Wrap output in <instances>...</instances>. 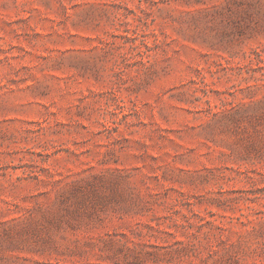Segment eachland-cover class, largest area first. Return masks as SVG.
Masks as SVG:
<instances>
[{"label":"rangeland","instance_id":"374dc122","mask_svg":"<svg viewBox=\"0 0 264 264\" xmlns=\"http://www.w3.org/2000/svg\"><path fill=\"white\" fill-rule=\"evenodd\" d=\"M0 264H264V0H0Z\"/></svg>","mask_w":264,"mask_h":264}]
</instances>
